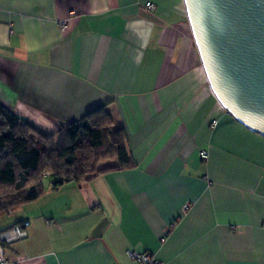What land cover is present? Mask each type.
I'll use <instances>...</instances> for the list:
<instances>
[{
    "label": "crops",
    "instance_id": "crops-1",
    "mask_svg": "<svg viewBox=\"0 0 264 264\" xmlns=\"http://www.w3.org/2000/svg\"><path fill=\"white\" fill-rule=\"evenodd\" d=\"M0 104L48 133L104 107L133 163L0 213L27 223L8 264H264V136L212 94L183 0H0Z\"/></svg>",
    "mask_w": 264,
    "mask_h": 264
},
{
    "label": "trees",
    "instance_id": "trees-1",
    "mask_svg": "<svg viewBox=\"0 0 264 264\" xmlns=\"http://www.w3.org/2000/svg\"><path fill=\"white\" fill-rule=\"evenodd\" d=\"M126 141L104 107L48 133L0 104V213L37 200L46 186L56 189L132 166Z\"/></svg>",
    "mask_w": 264,
    "mask_h": 264
},
{
    "label": "water",
    "instance_id": "water-1",
    "mask_svg": "<svg viewBox=\"0 0 264 264\" xmlns=\"http://www.w3.org/2000/svg\"><path fill=\"white\" fill-rule=\"evenodd\" d=\"M209 88L238 123L264 136V0H183Z\"/></svg>",
    "mask_w": 264,
    "mask_h": 264
},
{
    "label": "built area",
    "instance_id": "built-area-1",
    "mask_svg": "<svg viewBox=\"0 0 264 264\" xmlns=\"http://www.w3.org/2000/svg\"><path fill=\"white\" fill-rule=\"evenodd\" d=\"M143 8L146 11H152L154 10V5L150 2H146L144 3ZM60 27L61 29H64V21H61ZM216 124V120L211 121V127H215ZM199 156L203 161L207 160L208 158L207 153L204 151H200ZM188 208L189 205L185 204L182 207V213H185ZM26 227L27 223L25 222L20 225H14L9 229L0 232V264H8V260L4 252V247L13 242L23 240L27 237ZM127 255L131 260L135 261L137 264H162L157 258L146 252H137L135 250H129L127 251Z\"/></svg>",
    "mask_w": 264,
    "mask_h": 264
},
{
    "label": "rangeland",
    "instance_id": "rangeland-1",
    "mask_svg": "<svg viewBox=\"0 0 264 264\" xmlns=\"http://www.w3.org/2000/svg\"><path fill=\"white\" fill-rule=\"evenodd\" d=\"M45 181H47V180H45Z\"/></svg>",
    "mask_w": 264,
    "mask_h": 264
}]
</instances>
